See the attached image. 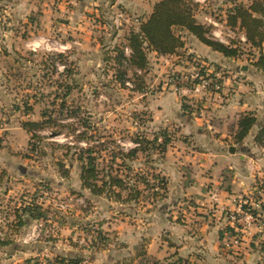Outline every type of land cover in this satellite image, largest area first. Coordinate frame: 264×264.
Here are the masks:
<instances>
[{"label": "rangeland", "instance_id": "1", "mask_svg": "<svg viewBox=\"0 0 264 264\" xmlns=\"http://www.w3.org/2000/svg\"><path fill=\"white\" fill-rule=\"evenodd\" d=\"M228 1L230 2L223 7V12L218 0L200 4L197 15L199 21L203 23L211 24L210 20L215 21L214 29L219 36L214 37L226 43L235 41L241 46L239 48L240 56L237 58L215 57L211 59L210 57L198 56L197 53L184 51L178 55L180 57L168 56L170 57L168 59L167 57L161 58L160 54L149 51V65L143 73L145 87L141 91L132 89L133 83L130 79L126 81L125 85L122 84L117 78L116 69L118 67L113 58L116 55V47L120 48L125 45L128 42L127 35L129 32L132 29L138 30L141 21L150 15L149 0H142V3L137 6H129V4L127 6L121 3L119 7L121 10H117L111 15L107 14L108 11H100L98 13L100 17L90 21L92 22L90 28L93 32L87 39L79 36L72 37L68 34L60 36L61 40L75 39L77 41L73 44L72 53L59 50H55V52L49 50L32 51L25 47L21 49L22 51L11 55L9 62H12L15 68L10 72L13 83L9 87L12 94L9 104L14 108L15 104H19L23 108L12 112L13 108L9 105L5 111L1 107V105L8 106L5 105L7 101L4 99L5 94L2 91L5 88L0 86V124L13 123L14 127L13 131L9 129L0 132V142L17 145L18 149L15 150H18L20 155H29L34 161L33 163L29 162V166L32 167V171H35L36 179L33 180V183H36L34 187L37 190L33 191L31 201L29 198L24 200L29 202L27 205L46 202V206L42 205V208L47 211V218L35 220V224L22 237L21 243L24 244H16L18 238L16 236L14 238V232L11 231L10 226L14 223L11 221L14 218L12 206L21 202L23 198L9 199L8 202L5 201L6 198H1L0 215L5 217V220L4 225L0 226V232H5L4 236L13 237L15 244L2 248V250L0 246V261L7 259L4 258L8 253L6 249H22L23 245L31 242L49 241L51 236L50 233H47L48 228H45L46 233L42 234L38 240L26 241L27 235L33 231L38 220L47 221V224L51 225L55 220L60 223H74L79 220L80 226L89 236L81 241L77 239L74 243L79 250L86 251L85 257L82 255L84 259L82 264H92L97 253L102 249L115 244L121 246L120 241L113 234L108 233H103L104 237L108 238L104 243L105 245L100 243V224L107 219L104 213L102 219L99 217L102 208H107L112 204L111 206L117 213H128L127 210L129 209L134 211L133 207L149 206L148 209L152 210V208L164 206L165 198H169V180L167 179V170L162 164L167 157L169 148L174 144H183L184 146L194 144L193 146L196 148L200 138V136H196L198 132L193 129L188 133H183L181 123L176 117L177 114L173 113V115L170 114L172 117H168V113L171 112L162 110L166 109V105L168 109L173 106L175 102L172 99H178L182 111L191 117L189 120H193L196 116L204 118L206 112L214 113L217 110L214 105L215 103L219 104V98L216 100V97H211L207 100L208 104L200 103L208 98V93L205 92H219L222 97H226L237 94L241 87L238 83H244L247 85V89L242 92L239 91L240 94L251 93L250 98L258 97L261 94L264 98V70H252V73L251 70H248L249 68L246 72L242 70L243 63L255 68L254 65L258 61L259 54L249 45L243 42L238 43L243 37V32L239 29H231L221 19L224 18V9L230 7L228 5L234 4V0ZM134 7L138 8L140 13L139 11L133 13ZM102 9L104 8L102 7ZM216 15H218L217 19L215 18ZM145 16L146 18H143ZM102 25H105V28H102ZM192 41L186 39L189 44H192ZM57 54L64 56L60 57ZM126 54L129 55L127 51ZM3 63L5 64V62ZM235 74L237 76L233 78ZM132 77L133 71L128 70L127 78ZM226 81H228V85H225ZM66 82L72 84V88L71 93L64 98L63 94L67 90L64 86ZM194 93L198 94L191 97V94ZM63 100L65 106L62 107ZM25 101H28L29 104L33 103L31 106L29 105L30 110L25 108ZM2 109L4 110L3 113ZM43 110H48V114L52 116L54 121L34 132L24 129L22 122L41 120ZM210 116V121L212 118H216L212 117L213 115ZM54 122H57L58 125ZM34 133L37 136H34ZM167 138H169V143L165 150H161L159 145ZM140 140H146L154 146L149 145L146 151L139 150L135 158L125 157L123 154L139 146ZM228 142L233 143L238 151L248 148L244 153L254 157V159L257 158L259 163L257 171H264L263 150L249 145L250 150L244 141H237L233 134L228 138ZM24 144H36L39 146V150H31L30 145L26 147ZM66 145L71 146V148ZM88 145L97 146L95 151L101 167H108L113 161V172L116 173L117 170H121V174H129L130 179L128 181L132 183H136V174L141 172L148 175L151 182L158 186L160 179L159 177L155 178V175H159L164 177L166 181L165 189H162L160 184L158 194L154 196L153 190L145 188L144 183H139L138 186L145 192L139 201L129 203L118 202L114 197L108 195H94L88 189H83L82 185L80 190L79 185L75 182L76 177L81 172V165L77 160L78 148ZM189 146L192 147V145ZM123 160L129 167H119ZM61 162L69 168V176H64L60 171L59 163ZM27 184L32 185V182L29 181ZM28 188L29 186H26L25 189ZM60 190L70 191L71 194L62 195ZM58 193L62 196H58ZM66 201L69 204L65 203ZM170 202L168 200V205L172 206ZM10 204L13 205L10 206ZM184 206H186L184 202L179 204V212ZM75 208L92 216L89 219L84 217L85 221H80L81 219L76 216ZM123 209L126 210L123 211ZM8 226L11 230L7 231ZM77 254L76 256H79V253ZM41 259L39 256H30L25 258L22 264H48L47 257ZM49 264L53 263L50 262Z\"/></svg>", "mask_w": 264, "mask_h": 264}, {"label": "crops", "instance_id": "2", "mask_svg": "<svg viewBox=\"0 0 264 264\" xmlns=\"http://www.w3.org/2000/svg\"><path fill=\"white\" fill-rule=\"evenodd\" d=\"M149 1L151 6L149 13H151L158 0ZM211 1L199 0L198 2L202 5ZM218 1H220L223 12V7L230 1ZM121 3L127 6L128 4L137 6L142 3V0H0V86L5 88L2 91L7 101L5 105H8H1V107L6 111L12 96L9 90L13 83L10 72L15 68V65L9 62L12 54L22 51L21 49L25 47L32 51L55 52L59 50L70 53L73 44L77 41L75 39L61 40L60 36L68 34L72 37L89 38L90 33L93 32L90 28L92 23L90 21L100 17L98 14L100 11H108L107 14L111 15L121 10L119 8ZM231 5L228 6L231 7ZM230 7L224 9V18H221L228 27L230 26L227 24V12ZM134 9H132L133 13L135 11L140 13L138 8L134 7ZM102 26L105 28V25ZM213 30H216L214 25ZM242 34L241 39L245 41L246 37L244 33ZM28 38H32L31 41ZM185 39L193 40V43L186 42L183 52L197 53L198 56L211 59L225 57L222 53L200 42L192 34L186 33ZM159 56L170 58L164 55ZM244 65L243 63L242 67ZM248 68L251 73L252 70H256L249 65ZM236 76V74L233 75V78ZM238 84L241 86L240 92L247 89L246 84ZM225 85H228V81ZM239 91L237 94L226 97H222L219 92H205L208 93V98L200 103L208 104V99L216 97V100L219 98V104L214 105L216 112H206L204 118L196 116L195 119L189 120L191 117L182 111L178 99H172L175 103L171 108L168 109L166 105V109H162L164 112H171L168 113V117H172L173 113L177 114L176 117L181 123L183 133H188L193 129L198 132L196 136L200 138L196 148L194 144L187 146L174 144L169 148L162 164L167 170L169 180V198H165L164 206H158L152 210L148 209L149 206L139 208L130 206L134 208V211L129 209L128 213H117L111 206L112 204L107 208H102L99 217L102 219L104 213L107 219L101 222L99 232L113 234L120 241L121 246L115 244L102 249L97 253L92 264H116L128 260L130 264H137L142 261L146 263V258L156 259L162 264H264V225L246 229L240 244L232 242L233 236L238 232L235 224L229 219V214L236 209L241 197L247 196L258 204L257 211L264 221V171H257L259 168L257 158L254 159L238 151V148L235 153L231 152L230 147L234 144L228 142V138L234 131L231 127L236 125L240 115L253 111L257 116V121L244 140V144H247L250 150L249 145H252L264 151V147L255 142V136L264 124V98L261 94L250 98L251 93L240 94ZM196 94L198 93L191 94V97ZM10 106L13 108L12 105ZM4 110L2 109V113ZM12 112H15L14 108ZM210 115L216 118L210 121ZM12 124L1 123L0 132L9 129L13 131ZM229 126H231L230 129ZM24 145L29 147V144ZM15 149H18L17 145L1 142L0 191L3 194L2 199L6 198L5 201L8 202L9 199L23 198L21 202L12 206V211L14 208H22L29 204L24 199L29 198L31 201L33 191L37 190L34 187L36 183H33L36 179L35 171H32V167L29 166V162L34 161L26 155H20ZM29 181L32 185L27 184ZM75 182L81 190L80 174ZM26 186L29 188L25 189ZM60 191L62 195L71 194L67 190ZM60 193L58 196L61 197ZM168 200L171 201L172 206L168 205ZM183 202L186 206L179 212V204ZM65 203L69 204L68 201ZM40 204L46 206V202ZM74 210H76L77 218L81 219L80 221H85L84 217L89 219L92 216L84 214L77 208ZM27 215V213L23 214V217ZM13 217L11 221L15 222V215ZM4 220L5 217L0 215V226L4 225ZM76 222H67V224L55 220L51 225L46 221L47 233L51 236L49 241L31 242L23 245L22 249H6L8 253L4 258L7 259L4 260L5 262L1 259L0 264H22V261L30 256L51 259L56 255L76 256L79 253V256L85 257L86 251L79 250L74 241L76 242L77 239L81 241L89 234H86L79 222ZM34 224L35 220L29 221L14 233V238L15 236L18 238L16 244L21 243L24 233L29 231ZM10 226L7 227V231ZM229 226L234 228L235 234H230L227 230ZM0 234L2 236L5 232H0ZM13 244L1 246V250Z\"/></svg>", "mask_w": 264, "mask_h": 264}, {"label": "trees", "instance_id": "3", "mask_svg": "<svg viewBox=\"0 0 264 264\" xmlns=\"http://www.w3.org/2000/svg\"><path fill=\"white\" fill-rule=\"evenodd\" d=\"M200 3L195 0H158L153 6V11L150 15L141 21L138 30H131L127 35V43L120 48L116 47V55L113 60L117 65V78L125 85L126 81L130 79L133 83V90L141 91L145 87L143 78L144 71L147 70L149 65L148 52H156L160 55L171 56L184 53L182 50L185 47L186 33L194 35L200 42L211 47L214 51L222 53L225 57L237 58L239 57L240 45L235 41L225 43L216 39L213 35V24H206L197 18ZM217 19V18H216ZM227 24L231 29H239L245 35V41L241 38L238 43H245L249 47L256 50L259 54L258 61L255 63V68L264 70V0H251L250 2L236 1L228 9L227 12ZM131 50L127 55L125 49L127 47ZM126 47V48H125ZM72 53V52H70ZM58 56H64L63 54H57ZM67 68V66H66ZM65 68V69H66ZM128 70L133 71V77L127 78ZM69 82H66V91L63 97L66 98L71 93V86ZM25 108L31 109V105L28 101H25ZM30 105V106H29ZM65 106L63 100L62 107ZM14 108V106H13ZM23 107L19 104H15L14 110H21ZM48 110L41 112V120H26L22 122V126L29 132H34L38 128H43L46 124L52 123L54 120ZM257 121V116L253 111H247L240 115L236 122V125H232L234 138L237 141L243 142L249 135L251 129L254 127ZM56 125H58L57 122ZM60 125V124H59ZM63 126V125H62ZM235 127V128H234ZM85 134V132H84ZM37 136V134H33ZM87 137V136H86ZM155 142L157 141L154 140ZM140 145L130 149L123 155L127 158H135L138 151H146L149 144L146 140H140ZM152 142V141H151ZM152 142V143H155ZM255 142L259 146L264 147V124L258 130L255 136ZM169 138L165 139L160 146L161 150H165ZM31 150H39V146L36 144H29ZM1 146V142H0ZM68 148L71 146L66 145ZM79 147V146H78ZM96 145H88L86 147H79L77 160L81 165L80 180L83 189H88L92 194L101 196L108 195L114 197L118 202L129 203L137 202L143 196L145 192L140 188L139 183H144L145 188L153 190L154 196L158 194V187L165 189L166 181L164 177H159L160 181L154 184L149 179L148 175L138 172L136 174V183L128 181L130 179L129 174H121V170H114V162L111 161V165L101 167V163L98 161ZM248 148H244L242 152H245ZM26 157H30L29 155ZM31 158V157H30ZM119 167L126 166V162L123 160ZM60 171L64 176H69V168L61 162L59 163ZM154 177V174H153ZM44 181V180H42ZM1 183V178H0ZM262 187V186H261ZM3 194L0 191V200ZM245 208H249L245 206ZM256 214L257 209L251 210ZM15 215V222L11 225L12 232H18L22 227L29 223V221L37 220L39 218H47V211L42 208L41 204L32 203L30 205L23 206L22 208H14L12 211ZM22 213V214H21ZM28 214L25 218L23 214ZM227 230L231 235L235 234L233 227H227ZM223 233V232H222ZM99 232L100 243H104L108 238ZM14 240L9 236H1L0 234V246H6L13 244ZM84 259L79 256H63L56 255L53 258H47V263L53 264H82ZM143 264H162L158 260L153 258H146V263ZM119 264H130L129 260L121 262Z\"/></svg>", "mask_w": 264, "mask_h": 264}, {"label": "built area", "instance_id": "4", "mask_svg": "<svg viewBox=\"0 0 264 264\" xmlns=\"http://www.w3.org/2000/svg\"><path fill=\"white\" fill-rule=\"evenodd\" d=\"M198 1L199 0H197V2ZM210 22L211 24L216 25L215 21L210 20ZM212 35L217 37L219 36L218 32L214 30L212 32ZM219 40L223 41L221 39ZM126 51L128 54H130L131 50L127 47ZM202 85L206 86L205 84ZM216 87H219V85H216ZM245 206H248L249 208H245ZM256 207H258L257 203L253 202L248 197H243L238 201L236 209L229 214V219L235 224V227L237 228L238 232L233 236V243L240 244L243 241V235L246 233V229H249L253 226L262 227L264 225V221L261 219V216L258 211L256 212V214L251 211L252 209H256ZM45 228H47L46 222L44 220H38L35 227L33 228V231L27 235L26 241L31 239L38 240L42 236V234L46 233Z\"/></svg>", "mask_w": 264, "mask_h": 264}, {"label": "water", "instance_id": "5", "mask_svg": "<svg viewBox=\"0 0 264 264\" xmlns=\"http://www.w3.org/2000/svg\"><path fill=\"white\" fill-rule=\"evenodd\" d=\"M247 69H248V65H244L242 67V70H244V71H246ZM52 135L54 136L55 134H52ZM230 151L234 153L236 151V147L235 146H231L230 147Z\"/></svg>", "mask_w": 264, "mask_h": 264}]
</instances>
